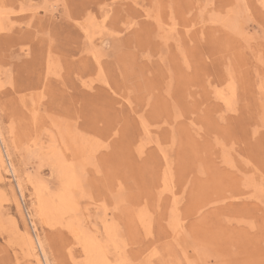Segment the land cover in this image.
<instances>
[{"label": "rangeland", "instance_id": "1", "mask_svg": "<svg viewBox=\"0 0 264 264\" xmlns=\"http://www.w3.org/2000/svg\"><path fill=\"white\" fill-rule=\"evenodd\" d=\"M0 134V264H264V0H0Z\"/></svg>", "mask_w": 264, "mask_h": 264}, {"label": "bare ground", "instance_id": "2", "mask_svg": "<svg viewBox=\"0 0 264 264\" xmlns=\"http://www.w3.org/2000/svg\"><path fill=\"white\" fill-rule=\"evenodd\" d=\"M0 140H1V143L3 144V146H4V143H3V139H2L1 134H0ZM71 150H72V148H71ZM69 152H71V151H69ZM82 153H83L82 148L81 147H77L76 148V156H78V158H79V160H77L78 162L81 161V159H82ZM60 154H58L56 152H53V157L51 158V160H53L54 167L57 170V172L59 173V175L63 176L65 178V180H66V185H65L66 186V191H65V194L64 195L62 194V196H60L58 198V200L55 202V201L51 200L49 196H47V195H45V193H43L44 192L43 189H42L43 192L40 191L38 188L36 190L37 191V203H36L37 208H36V213L40 217V219L42 220V222L45 223L46 225H50L52 223V221L55 219V217H57L59 215V213L61 214L62 213L61 212L62 210H65V207L66 206L67 207L70 206L69 209H71V210H73L74 207H75V201L73 200L74 197L71 194V189L73 188L74 183H75V174H74L72 165H67L68 163L66 164V162L64 161V158ZM2 159H3V156H2V153H1V150H0V164L2 163ZM78 162L75 161L74 163H78ZM12 172L15 173L14 171H12ZM18 188H20V185H18ZM76 191H75V194H76ZM83 191H84V189H83ZM85 194L83 193L84 196H85ZM81 195H78V196H81ZM81 198H83V197H81ZM67 228H68V226H67ZM31 238L30 239L27 238L26 239V243L28 244V247H30V249L33 250L34 249V243L31 241ZM81 244L83 245L82 247H83L84 251L87 254H89L90 262L88 261L87 264H106V259H104L103 254H101L100 247L94 245L93 243H90L89 241H86L85 244L84 243H81ZM37 245H38V247L40 249V252L42 254V257L44 259L45 264H47V260H46V257L44 255V252L41 249L39 240H37ZM34 262H36V264H42L40 258L37 257V256H35V261Z\"/></svg>", "mask_w": 264, "mask_h": 264}]
</instances>
